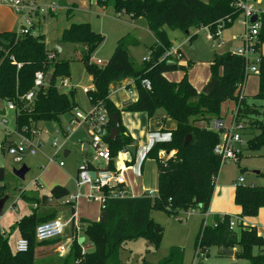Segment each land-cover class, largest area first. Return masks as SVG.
<instances>
[{"label":"trees","instance_id":"obj_1","mask_svg":"<svg viewBox=\"0 0 264 264\" xmlns=\"http://www.w3.org/2000/svg\"><path fill=\"white\" fill-rule=\"evenodd\" d=\"M94 1L101 8L113 7L119 17H145L156 41L149 47V57L141 65H136L129 54V47L137 42L130 35L122 37L108 62L99 65L92 61L91 56L103 42L104 36L95 31L90 23L73 22L62 32L60 42L81 47L80 59L94 82V89L86 92L91 104L103 105L109 116L103 141L108 146L110 160L104 165H94L87 161L90 169L114 170V158L121 150L134 143L133 137L121 121L118 135L115 139L109 138L114 125L112 115H120L122 111L110 99L111 83L133 78L138 99L123 110L146 112L150 117L157 110H162L165 118L174 120L176 126L171 130L169 140L154 142L145 155V158L157 162V194L153 197L145 194L139 197H107L103 208L107 212L105 222L81 220L87 239L93 245L92 250L82 253L80 245L74 240L63 264H123L120 259L122 245L127 240L139 237L147 238L158 247L162 230L152 219L154 209L173 215L199 209L201 214H205L211 204L216 178L223 163L221 157L214 152L219 135L207 126L213 118L221 117L225 102L234 101L237 104L235 121L242 125L240 134L242 137L245 133L250 135L246 146L242 147L241 157L245 149L260 151L264 148V105L257 107L250 104L244 93L242 94L245 81L250 75L246 72L243 57L230 50L214 55L211 71L212 76L218 80L210 94L198 92L189 81L190 63L184 66L176 62L170 64L168 59H162L164 53L172 48V42L164 27L189 32L191 28L208 26L210 30L216 31L219 22L225 20L224 29L229 28L239 16V12L232 6L233 0ZM71 16L69 10L68 19ZM261 20L258 51L264 44V15ZM40 25H37L35 33H0V100L13 103L16 130L24 133L38 122L59 121L62 115L72 113L77 108L74 91L62 92L58 88L59 81L69 76L71 60L67 57L57 60L58 55L55 50L49 49ZM178 69L185 72L180 81H171L165 76V73ZM40 70L45 74H53L51 84L41 87L34 98L27 101L25 95L33 88L35 73ZM256 74L259 76V90L254 98L264 101L262 55ZM146 78L151 82L149 90L142 84ZM188 136L190 139L185 144ZM5 178V169L0 167V182H4ZM51 194L61 199L69 195V190L56 185ZM234 201L240 207L237 220L240 231L230 227L232 217L227 214L216 217V225L205 223L203 219L195 243L196 264H205L202 255H207L209 248L213 246L235 249L234 256L239 261L232 264H264V236L259 234L255 225L243 223V218L256 216L264 207V185L238 184ZM53 217V214L44 216L34 210L17 222L20 236L29 241L27 251L13 252L8 237L0 230V264H38L34 255L35 228L37 224ZM255 248L258 249L256 254ZM183 259L182 248L172 247L168 256L158 264H183ZM142 264L149 263L143 261Z\"/></svg>","mask_w":264,"mask_h":264},{"label":"rangeland","instance_id":"obj_2","mask_svg":"<svg viewBox=\"0 0 264 264\" xmlns=\"http://www.w3.org/2000/svg\"><path fill=\"white\" fill-rule=\"evenodd\" d=\"M202 1L207 2V0ZM62 2H64V4L62 7L59 6L54 15L46 14L40 23V27L43 26L42 33H45L48 42L56 41V37L61 32L62 28L67 25L65 10L68 6L73 8L74 22L89 21L93 29L101 32L104 36L103 42L92 53L91 59L95 63L99 65L107 63L117 45L118 39L129 35L139 42L137 46L129 48V54L134 63L136 65H141L143 61L149 57V46L155 42V36L149 29L147 19L140 18L130 24L116 18L111 7L102 9L91 0H62ZM240 19L241 17H239L231 27L223 29L220 37H216L213 40L207 39L208 30L204 27L189 29V34L194 35L192 41L189 40V36L181 29L167 30L174 49L180 47L185 58L192 62L193 65L189 68L188 79L197 84L201 91L212 78L211 65H209V62L213 61L214 55L226 50L234 51L237 47L242 45L240 36L245 34V27L240 23ZM80 51L81 48L77 47V49L69 55V59H71L68 76L70 86L62 87L59 81L58 88L62 92H69V90L73 88L74 99L78 106L76 111H80L86 116L91 112L92 105L84 88L89 89L92 87L93 83L92 76L86 70L83 61L79 57ZM182 62V60H179L176 63L182 65L184 64ZM166 74H171L170 76L176 79L182 77L183 70L178 69L167 72ZM207 75H209V80L204 86L202 83H199V81L200 78H204ZM116 86L117 85H113L111 89L113 90ZM258 90L259 76L258 74L251 73L246 79L244 94L250 104L260 107L264 105V101L254 98ZM124 96H126L125 93H120L114 96V99L119 101ZM227 106V104L222 105L221 114L226 112ZM260 110L262 111L263 109ZM161 113L162 110H157L153 117L160 119ZM72 117L73 115L66 113L60 117L59 121L41 122L39 128L42 131L48 130L49 132L42 136V146L36 154L26 155L20 162H17L12 155L6 152V144L4 148L1 149V145L3 147L2 142L4 140L5 131L13 130L16 126L15 112L8 109L6 115L0 114V167H4L6 170L5 181L4 183L0 182V199L8 196L10 193V197H8L3 207V214L0 216V230L5 232L8 236L9 244L13 252H16V241L21 237L17 229L18 219L30 215L33 204H35V210L39 209L40 212H45L38 202L28 200L30 203H26L24 199L19 198L18 194L21 190L26 189V192L30 193L39 190L38 192L40 195L48 196L50 192L48 185L53 182H57V184L60 182L65 183L72 193L77 190L75 180L79 173L78 169L83 162L87 160L82 150V144L83 141H88L92 138L89 133L90 126L87 123L71 126V130L69 131L70 136L63 146L65 150L70 151L67 156L64 155L63 148L57 151V149L51 145L54 137L58 136L59 140L63 139L62 131L70 126ZM227 121L228 120H226V122ZM159 122L162 123L161 119ZM166 124L169 125L170 123L167 122ZM242 138L244 142L243 146L239 144L237 146L244 148L250 135L245 133ZM56 152L58 153L56 162H63L64 166L62 168L56 166L55 163H48L49 158L53 157ZM124 153L128 152H126L125 149L121 150L114 158L116 167L124 162ZM87 157L90 161L97 159L94 150L88 152ZM97 161V164L100 165H104L105 163L100 158H98ZM152 162L154 165L155 161ZM23 165L28 168V172L23 180H18L13 172ZM220 169L215 196L208 209L211 216L207 217L206 214L205 216L202 214V216L199 209L189 210L187 212L181 211L178 215L169 214L164 210L154 209L151 214L152 219L162 230L159 246L155 247L154 243L148 241L145 237L127 240L120 249V259L122 263L142 264L143 261H146L149 264H158L162 259L168 256L172 247H180L184 253L183 264H196V262L193 263L195 257V243L201 227L202 218L206 219V223L212 224L213 218L225 214L230 215L236 221L239 220L238 215L240 211L237 209V205L234 201V192L236 188L233 185L235 178H244V185H264V148L260 151L245 149L243 150L240 164L231 161L223 162ZM38 182L42 185H37ZM151 184H153V189L157 187L155 180L152 181ZM66 199L69 200V197ZM66 199H64V201ZM84 201L85 202H81L78 199L76 202L75 208L77 209L78 206L80 213L79 216L75 215L76 225H78L79 217H93L101 210V204L98 201L91 199H84ZM63 214L65 223L73 218V214L69 207L63 209ZM243 221L246 225L257 226L259 234L264 236V207L259 210L256 216L245 217ZM234 229L240 231L239 226H235ZM74 233L76 237L72 240ZM74 240L80 245L82 253L90 251L93 248L84 230L79 228L78 232H75L73 225L66 226L64 228L62 241L56 243L53 247H47L46 250H43L39 245H35V255L38 264H63L64 258L67 256L68 252L60 253V245L66 243L67 246H69L71 241L73 243ZM71 246L69 247L70 249ZM57 249L60 255H58ZM221 252V248L213 246L209 248L208 254L202 257V261L205 264H232L239 261L234 255H225ZM254 252L255 254L258 253V249L255 248ZM43 258H46V260L44 261ZM47 258L50 259L47 260ZM76 263L77 262H74L73 264ZM68 264L72 263L69 262Z\"/></svg>","mask_w":264,"mask_h":264},{"label":"built area","instance_id":"obj_3","mask_svg":"<svg viewBox=\"0 0 264 264\" xmlns=\"http://www.w3.org/2000/svg\"><path fill=\"white\" fill-rule=\"evenodd\" d=\"M0 4L6 5L14 9L20 17L19 26L17 32L20 34L35 33L36 27L43 20L46 14H54L59 8V0H0ZM232 6L235 8L236 12H239L240 23L245 27V34L241 35L242 45L237 47L233 54L241 56L245 60L246 72L258 73V64L260 62V55L257 49V42L259 39V33L262 28L261 17L264 15V0H233ZM256 16L257 20L252 21V18ZM237 18V19H238ZM236 19V20H237ZM235 20V21H236ZM224 21L221 20L217 26L216 31L210 30L208 26H205L208 30L207 39L213 40L216 37H220L221 31L224 29ZM228 21H231L228 18ZM177 57L182 58V52L180 49L171 48L167 50L162 59L171 60ZM20 64H18V67ZM46 74L43 71H37L35 73V80L33 88L26 93L25 99L31 101L36 91L39 90L44 85ZM143 86L146 89H151V82L149 79H143ZM60 85L62 87L69 86L67 78L60 80ZM87 92L88 89L84 88ZM243 94V91H242ZM242 95L240 96V99ZM3 101L0 100V106ZM7 107L14 109L12 102H5ZM76 111V110H75ZM109 121V116L106 108L101 104L92 105V110L89 114L84 116L80 111H76L70 120V126L66 127L62 132L64 138L59 140L56 136L52 140V146L58 150L62 149L67 138L70 136L69 131L71 126L82 125L87 123L90 127V134L92 136V148L96 153V158L102 159L105 163L110 160V154L107 144L103 141V136L107 133V123ZM209 129L216 131L220 136V141L216 144L214 152L221 157L222 162H233L239 163L241 160L243 138L240 134L241 124L235 121L227 125L223 118L212 119L208 124ZM41 131L37 128H32L25 134L21 135V138L16 141L13 145L7 148V151L12 155L15 161L20 162L23 157L27 154L34 155L42 146L41 142ZM57 152L55 153V155ZM50 162L55 161V157L49 158ZM60 166H63V162H59ZM91 172H95V176H91ZM78 185H87L89 191L86 194L88 199L96 200L100 202L103 206L107 197L119 198L124 197L127 190L121 185L125 184V178L121 171H113L110 169H99L91 170L88 162H83L80 166L78 176L76 178ZM244 182V178H239V184ZM238 221L235 219L230 220V227L235 228ZM67 223L59 218L42 222L36 226L35 237L38 241H47L52 239H58L63 235L64 228ZM216 225V222H213ZM29 248V241L26 238L20 237L16 241L17 251H27ZM68 247L64 245L60 247L59 252L65 253ZM204 255H202L203 257Z\"/></svg>","mask_w":264,"mask_h":264},{"label":"crops","instance_id":"obj_4","mask_svg":"<svg viewBox=\"0 0 264 264\" xmlns=\"http://www.w3.org/2000/svg\"><path fill=\"white\" fill-rule=\"evenodd\" d=\"M42 1H48V0H42ZM91 1H94V0H91ZM94 2L96 3V1H94ZM63 4H64V2H62V0L61 1L59 0V5L61 7H62ZM96 5H98V4L96 3ZM107 8H109V7H107ZM107 8H102V9H107ZM111 9L113 10L114 15H115L116 18H118L120 20H123V21H126V22H128L130 24L134 23L135 21H137L140 18H145V17H139V18H134L133 19L129 15H123L122 17H119L118 16V13L115 12L114 8L111 7ZM69 10H70V12L72 14V16H71L70 19H68V17H67V15L69 13ZM65 11H66L67 25L62 28L61 32L56 37V41H54V42H58L62 46H73V45H70V44H63L62 42H60L61 35H62V32L64 31V29L68 28L71 25V23L74 22L73 21V19H74L73 8L67 6ZM19 20H20L19 14L14 9H12L9 6L0 4V33L1 32H5V31H17L18 26H19ZM82 22H88V23H90L89 21H82ZM75 23H81V22H75ZM42 27H40V31L41 32H42ZM149 29H150V27H149ZM164 29H166V32H167V30L169 28L164 27ZM97 32H99V31H97ZM185 33H186V35L189 36V40L192 41L193 40V38H191L192 35H190L189 32H185ZM167 34H168V32H167ZM168 36H169V34H168ZM46 40H47V44H48V47H49V43L50 42H48V39L47 38H46ZM170 40H171V38H170ZM135 41L137 42V44L136 45H131L130 47H134V46H137L139 44V42L137 40H135ZM155 41H156V39H155ZM171 42H172V40H171ZM77 47L78 46H75L74 51L77 49ZM172 48H174L173 43H172ZM175 49H180V47H177ZM180 51H181V49H180ZM258 52H259V55L260 56L261 55L264 56V44H262L261 49ZM113 53H114V51H113ZM57 55H59V54L57 53ZM69 55H70V53L67 54V55H65V57L69 58ZM80 55H81V51H80ZM80 55H79V57H80ZM179 60H182L183 61L182 63H184V64H182V65H184V66L189 65V63L191 64V66L193 65L192 62L189 59L185 58V55L183 54V52H182V58L181 59H178L177 57H174L171 60H169V63H175V62H177ZM211 62L212 61L209 62V65H211ZM188 72H189V69H188ZM184 74H185V72L183 71L182 77H180V78L178 77L176 79H174V77L170 76L171 74L170 75H167L165 73V76L169 80H171V81L174 80V81L178 82V81H180L184 77ZM66 78L68 79V77H66ZM208 80H209V75H207L204 78H200L199 83H202L203 85L204 84L206 85L207 82H208ZM68 82H69V79H68ZM190 82L198 90V92H203V90L201 91L198 88V85L197 84L193 83L192 81H190ZM92 83H93L92 84V87H90L89 89H94L93 78H92ZM113 85H117V86H116V88H114L112 90L111 87ZM69 86H70V84H69ZM69 86H66V87H69ZM244 87H245V84H244L243 90H242L243 93H244ZM71 90L74 91L73 88H71L69 91H71ZM120 93H125L126 96L122 97L119 101H116L114 99V96H117ZM109 95H110V99L113 101V103L119 109L122 110L121 111V114H120L121 122L126 127V129L128 130V132L130 133V135L133 137L134 143L132 145L135 146V148H136L135 155L131 154L127 150V148H126L125 150L128 153H124V156H123L124 162L121 163L120 165H117V167L115 165V169L113 170V171H121V173L123 174V176L125 178V184L124 185H121L122 187H124L127 190V193H126V195L124 197H139V196H141L143 194L153 197V196H155L157 194V189H158V168H157V162L154 159L145 158V155H146V152L148 151V149L154 144V142H156V141H166V140H169L171 138V130L175 128L176 123L172 119H169V118L166 119L163 111L161 113V118H160L161 121H162V123H160L159 122V120H160L159 118H156V117H153V116L150 117V116H148V114L146 112H141V111L140 112H130V111L123 110V108L125 106H127L128 104H130L132 102H135L138 99V91H137V87H136V84H135V80L133 78H125V79H122L120 81H116V82L111 83ZM87 96H88V94H87ZM224 104H227L228 105L226 112L224 114H221L222 116H225V117H222L221 116V117H215L213 119L223 118L225 121L228 120L227 121L228 123L227 122L226 123H227V125H229V124H231L233 122V120L235 118L237 104L234 101H227ZM8 109H10V108H8L7 105H6V103L3 101L2 104H1V106H0V114L1 115H6ZM10 110H12V111L15 112L14 109H10ZM75 110L72 113H70V114L71 115H74ZM15 118H16V112H15ZM154 122H155V124H154ZM167 122L170 123V124L167 125L166 124ZM40 123L41 122H38L33 128H37V129H39L41 131V137H40V139H41L43 135H46L49 132H48V130L42 131L39 128L40 127ZM204 123L205 122H200V124H204ZM207 128L209 129L208 126H207ZM61 130H63V129H61ZM89 133H90V128H89ZM23 134H25V133L16 130V126H15V128L13 130H7V131H5V133H4V140L2 142L3 147L1 145V149H3L4 148V145L6 144L5 145L6 146V152L8 153L7 148L10 145H13L16 141H18L21 138V135H23ZM63 138H64V135H63ZM219 141H220V136H219ZM51 145H52V142H51ZM82 150H83L84 153L87 152V154H88V152H90V151L93 150V148H92V138L90 140H88V141H83ZM69 153H70V151L64 149V155L65 156H67ZM87 154H85L86 155L85 158H87V160L84 161V162L90 161L88 159V157H87ZM27 155H30V154H27ZM56 156H58V153L56 155H54L55 161L54 162H50V160H49L48 163L49 164L50 163L51 164L55 163L56 166H58L59 168H62L64 165L63 166H60L59 163L56 162ZM241 159H242V157H241ZM152 161H155L154 162V165H153V162ZM90 162L92 164H94V165H97V163H98L97 159L96 160H93V161H90ZM104 164H106V163H104ZM114 164H115V162H114ZM237 164H240V162L237 163ZM27 172H28V170H27ZM257 173H259V172H257ZM5 174H6V170H5ZM219 174H220V171H219ZM219 174H218V176L216 178V185H217V182H218ZM14 176L18 180H22V179L18 178L15 174H14ZM239 178L240 177L235 178V180H234V185L233 186L235 188L239 184ZM154 180L156 181V185H157V187H154L155 189L152 188L153 184H151V182L154 181ZM244 182H245V180H244ZM75 184H76L77 190L74 193H72L70 191V189L67 187V185H65V183H63V182L61 183L60 182V183L57 184V182H53L50 185H48L49 186L48 188H49V191H50L48 196H46V195H40L39 192H38L39 190H37V192H31L30 193V192H26V189L21 190L18 195H19V198L24 199L26 201V203H30L29 201H31V200L33 202H38L40 204V207L45 212H40L39 209L38 210L37 209L35 210L34 209V205L35 204H33L32 211L35 210V211H37L40 214H44V216L45 215L53 214L54 217L52 219H50V220H53L55 218H59L62 221H64L63 209L66 208V207H69L71 209L72 214H73V218L71 220H68L66 222L67 223L66 226L73 225L75 232H78V229L79 228H81L82 230H84L83 227H82V224H81V220L82 219H87V220H91V221H99V218H100L102 212L105 211V210L103 209L104 206L99 202L101 204V210H100V212L98 214H96V216H93V217H88V218H86V217H79L78 225H76L75 224V215L76 216H79V214H80L79 213V210H78V206H77V209L75 208L76 202H77L78 199L81 202H85L84 199H88L87 196H86V194L89 191V187L87 185H85V184L84 185H78L77 182H76V180H75ZM37 185H42V184L38 182ZM56 185H60V186L66 187L69 190V195L66 196V197H64V198H61V199L55 198L51 194V190ZM215 189H216V186H215ZM215 192L216 191H214L213 198L215 196ZM234 194H235V192H234ZM8 197H10V193L8 194ZM44 197H46L45 203L43 202V200H44L43 198ZM67 197H69V200L66 199ZM124 197H119V198H124ZM213 198H212V201H213ZM64 199H66V200L64 201ZM212 201H211V203H212ZM35 208H36V206H35ZM209 208H210V206H209ZM237 209H239V211H240V207L239 206H237ZM191 210H194V209H191ZM185 212H187V211H185ZM200 214H201V212H200ZM205 214L207 215V217L208 216H211V214L208 211ZM205 214H203V215L205 216ZM87 216H90V215H87ZM20 219H18V221ZM202 220H203V218H202ZM212 222H216L215 218L212 219ZM205 223H206V219H205ZM243 223H244V221H243ZM257 229H258V227H257ZM2 233L5 236H7L5 232H2ZM75 237H76V234L74 233V237L72 238V240ZM35 239H36V237H35ZM62 239H63V235L60 238H58V239H52V240H47V241H38L36 239V241H35L36 244L35 245H39L41 249L46 250L47 247H53L56 243L61 242ZM71 244H72V241H71ZM71 244L69 246H67V244L64 243V244H61L60 246H63L64 245L65 247H68L67 251H65V253H67L70 250L69 247L71 246ZM234 252H235V249H234ZM57 253H58V249H57ZM34 255H35V250H34ZM58 255H60V254L58 253ZM35 258L37 259L36 255H35ZM49 259L50 258H47V260H49ZM43 260L45 261L46 258H43ZM193 263H195V257L193 259Z\"/></svg>","mask_w":264,"mask_h":264},{"label":"water","instance_id":"obj_5","mask_svg":"<svg viewBox=\"0 0 264 264\" xmlns=\"http://www.w3.org/2000/svg\"><path fill=\"white\" fill-rule=\"evenodd\" d=\"M256 20H257V17L254 16L252 18V21L255 22ZM186 32H188V31H186ZM49 49L55 50L59 54L57 57V60H61L62 58L65 57V55L74 51L75 46H62L58 42H50L49 43ZM170 64H173V63H170ZM52 78H53L52 73L46 74V77H45L46 84H48V85L51 84ZM217 80L218 79L216 77H212L211 80L206 85V87L203 89V93L210 94L213 91L214 86L217 83ZM112 118H113L114 125L111 129V132L109 133V138L115 139V137L119 133V129H120V125H121V122H120L121 119H120V115L118 113H114L112 115ZM189 139H190V136L186 137L185 144L188 143ZM127 150L133 155H135V153H136V148L133 145L128 146ZM27 170H28V168L25 165H23L21 168L15 169L13 173L18 178L23 180L25 178V174H26ZM91 176L94 177L95 172H91ZM43 199H44L43 202L45 203L46 197H44ZM7 200H8V196H5V197L0 199V216L3 214V207H4V204L6 203ZM106 218H107V212L103 211L100 218H99V222H105ZM222 253L225 255H233L234 250L223 247Z\"/></svg>","mask_w":264,"mask_h":264}]
</instances>
